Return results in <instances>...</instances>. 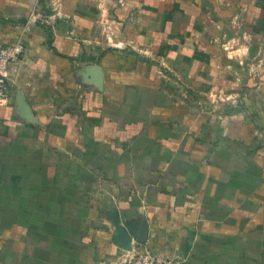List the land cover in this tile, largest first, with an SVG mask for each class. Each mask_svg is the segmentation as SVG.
<instances>
[{"label": "crops", "instance_id": "1", "mask_svg": "<svg viewBox=\"0 0 264 264\" xmlns=\"http://www.w3.org/2000/svg\"><path fill=\"white\" fill-rule=\"evenodd\" d=\"M0 264H264V0H0Z\"/></svg>", "mask_w": 264, "mask_h": 264}, {"label": "built area", "instance_id": "2", "mask_svg": "<svg viewBox=\"0 0 264 264\" xmlns=\"http://www.w3.org/2000/svg\"><path fill=\"white\" fill-rule=\"evenodd\" d=\"M26 45L22 39L0 47V103L7 96L11 67L25 54ZM111 264H184L181 261L155 253H119Z\"/></svg>", "mask_w": 264, "mask_h": 264}]
</instances>
